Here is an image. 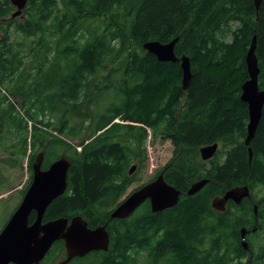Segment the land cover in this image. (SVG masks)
Wrapping results in <instances>:
<instances>
[{
  "label": "trees",
  "instance_id": "16d2710c",
  "mask_svg": "<svg viewBox=\"0 0 264 264\" xmlns=\"http://www.w3.org/2000/svg\"><path fill=\"white\" fill-rule=\"evenodd\" d=\"M14 12L10 0H0V121L17 139L12 149L24 147L32 170L38 142L46 141L47 169L60 158L63 136L82 138L81 146L93 139L69 156L68 189L45 221L82 216L90 228L108 224L110 249L70 264L264 263V109L250 164L241 100L255 37L264 90V2L259 14L254 0H29L21 17L11 19ZM175 39L176 56L191 63L186 91L180 64L159 62L143 48ZM9 95L21 100V111ZM150 137L170 140L174 151L146 183L163 174L180 201L161 213L146 202L129 218L111 220L135 182L131 166H146ZM215 143L217 154L204 161L201 148ZM245 185L252 196L241 205L212 208L214 198ZM255 226L259 249L246 251L241 230ZM65 259L58 241L41 264Z\"/></svg>",
  "mask_w": 264,
  "mask_h": 264
},
{
  "label": "water",
  "instance_id": "95a60500",
  "mask_svg": "<svg viewBox=\"0 0 264 264\" xmlns=\"http://www.w3.org/2000/svg\"><path fill=\"white\" fill-rule=\"evenodd\" d=\"M264 0H254L256 11L259 14ZM16 11L11 19L19 18L27 8L29 0H10ZM178 39L170 43L150 41L143 48L155 56L162 63H179L183 73V89H189L192 81L191 63L188 57L178 58L175 54V46ZM257 40L253 39L249 48L246 62L249 80L242 87L241 100L248 106L249 124L248 136L245 145L249 147V163L253 159V142L263 117L264 90L259 88L260 68L256 54ZM2 124L0 123V130ZM219 149V144L205 146L200 153L204 161L212 159ZM43 153H40L33 165L34 176L31 186L26 192L23 201L10 220L0 232V264H40L48 255L53 245L58 241H64L67 258L57 264H69L76 258H83L90 253L108 251L110 247V235L108 224L96 228H90L82 216L71 219L61 217L45 222V216L49 207L68 189L69 171L72 161L67 156H61L47 170H43ZM137 169H130L132 175ZM208 183L203 180L194 183L188 191L189 196L200 192ZM181 191L169 185L160 174L154 181L140 186L130 193L120 205L113 210L111 220H123L132 216L144 203L149 202L153 213H161L178 205ZM251 197V189L248 185L235 187L228 190L222 197H216L212 201V207L225 212L227 204L231 201L240 205L243 200ZM257 214V207L255 206ZM36 220L31 223L32 215ZM248 231L241 230L242 245L248 249L246 241Z\"/></svg>",
  "mask_w": 264,
  "mask_h": 264
},
{
  "label": "rangeland",
  "instance_id": "374dc122",
  "mask_svg": "<svg viewBox=\"0 0 264 264\" xmlns=\"http://www.w3.org/2000/svg\"><path fill=\"white\" fill-rule=\"evenodd\" d=\"M4 93L8 94L6 91ZM9 96L10 102L18 109V111H21V100L18 97H14L12 95ZM3 106L5 109L11 110L9 102L6 101ZM62 139L65 142V147L64 149H61L60 155L65 154L68 157L73 154L74 150L80 152L84 145L89 144L93 140L90 138L86 140L84 145L81 146L80 143L82 138H75L65 135L62 137ZM15 140L17 139L14 136L9 135L7 126H3L2 131L0 132V232L9 220L10 215L20 203L21 197L23 195L21 190L26 185L28 179V164L30 162V158H22L25 152L23 146L18 149L16 144V148L12 149V146L14 145L12 141ZM33 141V137L31 138V135L29 134L28 145L30 146L28 147L27 152L29 155L32 153ZM38 143L42 144V147L49 146V144L44 140ZM40 150L41 148L39 151ZM173 151L174 147L170 140H163L162 138L152 140L150 137L147 144L146 154L148 158L146 166L144 167L141 165L139 166V169L135 171V182L132 181L133 183L131 184L132 186L129 188L128 193L142 184L150 181L157 174L159 169L164 167L170 161L173 156ZM10 153H13V155L8 156ZM13 166H16V168H13ZM254 192L257 197L260 196V192H257L256 190ZM250 236L246 239L249 246L246 251L250 250L252 245L254 250L257 251L260 246L259 241L257 238H252V236Z\"/></svg>",
  "mask_w": 264,
  "mask_h": 264
},
{
  "label": "flooded vegetation",
  "instance_id": "af4514ba",
  "mask_svg": "<svg viewBox=\"0 0 264 264\" xmlns=\"http://www.w3.org/2000/svg\"><path fill=\"white\" fill-rule=\"evenodd\" d=\"M17 147H18V149H20L21 147H22V145H17ZM45 151H46V146L45 147H42L41 148V150L39 151V152H42L43 154H44V156H45ZM13 155V153H10V154H8V156H12ZM13 168H16V166H13ZM33 176H34V173H33V168H32V170L30 169V166H29V164H28V179H27V182H26V185L22 188V197H21V200H20V203L23 201V198H24V196H25V194H26V192H27V190H28V188L30 187V185L32 184V181H33ZM19 203V204H20ZM255 213V212H254ZM256 215V214H255ZM12 216V215H11ZM11 216H10V218H11ZM9 218V219H10ZM9 221V220H8ZM251 232L252 233H256L257 232V230L256 231H254V230H252L251 229ZM251 232H248V235H247V238H249V236L252 234ZM252 236V235H251ZM250 236V237H251ZM47 258V257H46ZM46 260V259H45ZM44 260V261H45Z\"/></svg>",
  "mask_w": 264,
  "mask_h": 264
}]
</instances>
